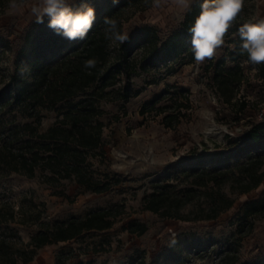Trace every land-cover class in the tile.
Masks as SVG:
<instances>
[{
	"label": "rangeland",
	"instance_id": "1",
	"mask_svg": "<svg viewBox=\"0 0 264 264\" xmlns=\"http://www.w3.org/2000/svg\"><path fill=\"white\" fill-rule=\"evenodd\" d=\"M17 2L18 9H12L10 0H0V151L3 146L21 148L29 135L42 134L67 116L71 120L90 113L88 122L99 121L103 127L100 146L85 152L80 163L84 184L75 176L61 177L63 167L56 168L55 177L39 165L32 179L0 168L1 213L12 208L17 219L39 220L36 225H0V240L20 247L40 231L39 224L109 209L110 229L86 231L74 240L42 247L29 264H264V180L242 193L245 183L237 171L253 157L263 159L259 172L264 171V135L256 142L245 135L260 123L264 81L260 64H250L240 53L239 37H232L241 24L257 20L255 0H244L225 46L200 64L184 26L186 13L173 0H161L158 7L153 0H87L96 20L87 37L76 41L49 28L47 16L43 23L35 22L31 7L36 0ZM79 4L75 0L71 6ZM104 17L118 21L128 34L126 43L106 39ZM92 34L103 35L105 45L101 65L92 70L95 82L74 97L43 102L25 119L28 111L10 103V77L21 76L26 67L29 72L23 78L31 82L32 63L55 66L80 53ZM88 70L83 65L79 72L90 74ZM64 73L59 70L58 79ZM222 77L228 81L221 83ZM60 87L58 83L55 89ZM89 103L96 108L93 112ZM24 122L31 124L21 127ZM88 122L78 121L75 130L92 131ZM60 126L68 128L69 121ZM34 137L30 140H45ZM202 172H207L204 182L214 173L225 174L221 192L233 202L212 219L210 210L217 208V195L210 192L213 184L208 182L206 195L185 192L201 182ZM89 185L108 190L96 194ZM180 190L190 199L177 210L180 201L171 199ZM162 191L170 197L166 204L175 218L145 209L151 195ZM143 225L146 231L139 236Z\"/></svg>",
	"mask_w": 264,
	"mask_h": 264
},
{
	"label": "trees",
	"instance_id": "2",
	"mask_svg": "<svg viewBox=\"0 0 264 264\" xmlns=\"http://www.w3.org/2000/svg\"><path fill=\"white\" fill-rule=\"evenodd\" d=\"M202 1L203 0H195L192 4L191 11L186 13L184 26L187 27V29L191 27L196 16L199 15V5ZM102 37L103 35L101 34H92L91 38L87 39L84 43L80 53L61 60L55 66H42L37 61L32 63L31 69L33 73L31 82L22 76L12 75L10 77L12 83L10 89L12 90L10 103L28 111V113L24 115V118L29 119L31 117V113L29 112L30 109H34L36 106L43 107V102L54 104L74 97L78 95L79 92L86 91V89L95 82L94 73L92 72L94 68L88 70L90 74L81 73L79 71H81V66H83L84 62L88 59L95 58L97 60L96 67L101 65L103 60L101 53L105 49ZM243 55L247 58V53H243ZM62 69L66 73L58 79L57 73ZM259 76L264 81V63H261L259 66ZM227 81L228 78H221V83ZM235 81L239 82L240 79H236ZM58 83L61 85V89L56 90L55 86ZM103 83L104 82H102V86L108 85ZM109 85H112V83H109ZM88 108L89 112H93L96 109L92 103L88 104ZM89 116L90 113H85V115L73 117L71 120H69L68 116L64 117L57 122V126L54 125L48 128L44 133L29 135V140H26L23 146L17 150H13L10 146H3L0 151V168L5 170L6 173H16L32 179L35 177V172L39 165H42V170H48L54 174L55 177H57L59 171L56 168L63 167L64 174L61 177L71 178L75 176L77 183L84 184V180H81L79 173L80 163H84L85 161L83 157L85 152L100 146V135L103 127L102 122L99 121L89 123L87 118ZM35 120L36 119H34V121ZM68 121L70 124L68 127L69 129L60 126ZM78 121L88 122L92 131L89 130V132H87L83 129L75 130ZM36 122L39 123V119H37ZM30 124L31 122H24L20 124V126L27 128ZM32 135L36 136L34 137ZM245 135L248 139H251V141H259L261 135H264V123L260 122L252 126ZM33 137L45 140H30ZM35 145L40 146L35 147ZM71 145H73V148H70ZM262 165V158L253 157L249 158L246 163L238 166L237 171L241 173L245 183L244 189L241 190L242 193H247L256 189L263 182L264 171L259 172ZM205 174H207V172H202L198 175L199 179L202 178L200 180L201 182H194L193 188L185 192L187 194L190 192H199L206 195L208 193L207 189H209L208 182L213 184L210 192L217 195L215 200L217 208H212L210 210L212 214H209L208 219H212L217 217V215L224 210L231 208L233 202L221 192V184L223 185V183L227 182L226 180H222L225 179V174L221 172L214 173L209 178L208 182H204L203 177ZM214 186H216V188H214ZM194 187H197V190H194ZM89 189L96 194L104 193L108 190L98 185L95 187L89 185ZM213 190H216V192H213ZM185 192L180 190V192L174 194L175 197L171 199L173 201L177 200L176 202L180 201V204L176 206L177 210L183 205V202L185 203V201L190 199V197L186 196L187 194H183ZM179 197L188 198L186 200H181ZM168 200H170V197H165L163 191L155 192L146 201L145 209L154 214H159L162 217L175 218L176 212L175 214L170 212L169 204H166ZM7 209L8 211L6 213H1L2 211L0 210V225L5 223L36 225L39 223L37 218L32 220L31 217L25 218V216H20L21 218L17 219L14 210L12 208ZM262 209H264V201ZM29 219L31 221H29ZM112 224L113 214L109 209L89 213L81 219H72L52 225L39 224L42 227L40 231L32 235L29 241L24 245L20 244V247L14 248L12 242L0 240V264H29L36 256V251L42 247L74 240L86 231H104L110 229ZM145 231L146 227L143 225L136 233L140 236L145 233ZM131 232L135 233L134 231ZM12 235L13 237H17L18 243H20L17 231H14Z\"/></svg>",
	"mask_w": 264,
	"mask_h": 264
},
{
	"label": "clouds",
	"instance_id": "3",
	"mask_svg": "<svg viewBox=\"0 0 264 264\" xmlns=\"http://www.w3.org/2000/svg\"><path fill=\"white\" fill-rule=\"evenodd\" d=\"M182 12L191 11L195 0H173ZM75 0H36L31 7V14L36 23H43L49 18L48 27L69 41L83 40L93 27L96 20V10L87 0H80L79 7L71 6ZM161 0H153L154 6H159ZM9 7L18 9L17 0H10ZM244 0H204L201 11L194 23L188 29L191 35V51L197 64L216 57L217 52L225 46V38L236 25L243 11ZM106 39L113 43L124 44L129 37L121 31L116 19L103 18ZM239 37L240 53H247L248 62L252 65L264 63V18L241 24L232 37ZM97 65L95 58L84 62L85 69H93ZM29 70H21L23 77Z\"/></svg>",
	"mask_w": 264,
	"mask_h": 264
},
{
	"label": "crops",
	"instance_id": "4",
	"mask_svg": "<svg viewBox=\"0 0 264 264\" xmlns=\"http://www.w3.org/2000/svg\"><path fill=\"white\" fill-rule=\"evenodd\" d=\"M256 17L264 18V0H255Z\"/></svg>",
	"mask_w": 264,
	"mask_h": 264
},
{
	"label": "built area",
	"instance_id": "5",
	"mask_svg": "<svg viewBox=\"0 0 264 264\" xmlns=\"http://www.w3.org/2000/svg\"><path fill=\"white\" fill-rule=\"evenodd\" d=\"M257 118L259 119L260 122L264 123V104H263L262 108L259 110V112L257 114Z\"/></svg>",
	"mask_w": 264,
	"mask_h": 264
}]
</instances>
